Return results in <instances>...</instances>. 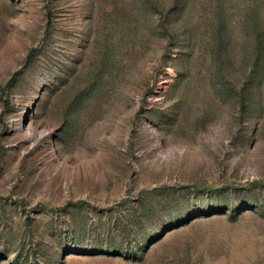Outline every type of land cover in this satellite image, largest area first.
I'll return each instance as SVG.
<instances>
[{
  "label": "rangeland",
  "instance_id": "rangeland-1",
  "mask_svg": "<svg viewBox=\"0 0 264 264\" xmlns=\"http://www.w3.org/2000/svg\"><path fill=\"white\" fill-rule=\"evenodd\" d=\"M0 264H264V0H0Z\"/></svg>",
  "mask_w": 264,
  "mask_h": 264
},
{
  "label": "trees",
  "instance_id": "trees-1",
  "mask_svg": "<svg viewBox=\"0 0 264 264\" xmlns=\"http://www.w3.org/2000/svg\"><path fill=\"white\" fill-rule=\"evenodd\" d=\"M13 81V78L11 79L10 83Z\"/></svg>",
  "mask_w": 264,
  "mask_h": 264
}]
</instances>
